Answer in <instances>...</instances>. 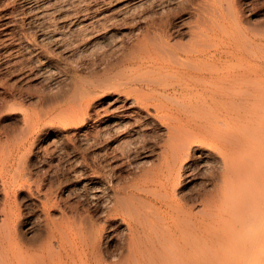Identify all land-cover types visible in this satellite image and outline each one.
<instances>
[{
    "label": "bare ground",
    "instance_id": "obj_1",
    "mask_svg": "<svg viewBox=\"0 0 264 264\" xmlns=\"http://www.w3.org/2000/svg\"><path fill=\"white\" fill-rule=\"evenodd\" d=\"M50 1H34L39 17ZM190 4L189 25L153 15L130 46L102 55L97 39H69L60 24L39 21L38 37L3 36L11 20L0 16V264L171 263L161 247H177L172 234L189 230L179 246L202 244L203 264H264V0ZM61 57L78 73L71 85L58 77ZM104 61L131 70L113 83L95 69ZM2 70L58 89H22ZM152 128L163 131L155 148L144 144ZM124 134L132 141L104 154L151 157L149 167L113 181L87 154ZM47 141L79 155L72 178L42 167ZM200 174L206 189L188 207L175 189Z\"/></svg>",
    "mask_w": 264,
    "mask_h": 264
},
{
    "label": "rangeland",
    "instance_id": "obj_2",
    "mask_svg": "<svg viewBox=\"0 0 264 264\" xmlns=\"http://www.w3.org/2000/svg\"><path fill=\"white\" fill-rule=\"evenodd\" d=\"M34 1L39 0H0V16L11 20L6 30L3 31V36L15 39L18 37H38L41 35L42 29L44 30V28L40 29L38 27L39 21L48 22L52 24V26L53 24H60L63 26L65 34L69 39H97L99 41L100 48L98 51L100 50V55L104 53L108 54L110 49L117 46L120 42H122L123 45L130 46L134 41H130V38L141 29V26L151 25L154 21L156 22L159 16L162 18H169L172 25H189L190 18L187 16V13L190 12V7L192 6V4H190L191 0H171L170 2L169 0H51L50 6L49 3L48 6L45 4V8L48 7V13L43 17H39V12L34 7ZM57 5H63V7L59 10ZM153 15H158V17H154ZM113 36L117 37L112 39ZM62 63H64L65 66H62ZM58 64L60 67L64 68V71H59L60 75L58 77H61L60 82L71 85L73 81L76 80L75 77L78 73L74 67L71 66L68 57H61V64L60 62H58ZM95 69L99 76L109 71L106 75L113 83L122 70L128 73L131 70L127 64L117 63L116 61H104L103 63L97 64ZM4 70H2V75L6 78L5 81L22 89L29 87L35 90L42 88V86L54 90L58 89V86L55 85L56 81H51L45 76L43 78H24L21 77L18 72L10 73L9 70ZM116 96V94H111V98H115ZM72 99L69 101V105H73V109H75L76 103L75 101L72 102ZM99 101L102 106L90 109L92 117H97V113L101 112V107L105 106L107 102V100L104 101V99L103 101ZM19 126H21L20 123L15 124L16 128H19ZM156 130L157 129L152 128L145 132L144 144H148V146L152 145V147L155 148L156 144L159 143L163 137L162 129ZM120 136L124 138H119V136L115 135L112 140L108 141V144H97L93 148H90L87 154L89 157L94 156L99 170L97 173L99 175H105L108 179L110 178L113 181L118 178L128 177L129 174H133V172L136 174V169H138L139 166L143 168L149 167L147 164L151 158L149 157L142 162L132 154L115 157H113L112 154L105 155V148L113 145L116 141L120 144L123 142L129 144L132 141L125 134ZM116 138L120 140H116ZM40 148V151L46 154L48 158V160L43 163L42 167L48 170L50 168L57 169V174L63 171L59 177L62 175H69V177H71V174H74V171L80 168L76 163L79 155L75 151L69 150L68 147L62 145L61 147H56L52 142L47 141L43 143ZM107 150L110 151L111 149ZM74 158L76 160H74ZM102 169L104 172L101 171ZM46 177H48V174H46L43 179ZM78 181L81 182V179L78 178ZM87 196L89 197V195L82 196V199L84 198L82 204L84 208L86 206L85 204H87L86 208L91 204L89 208L93 209L92 198H88Z\"/></svg>",
    "mask_w": 264,
    "mask_h": 264
},
{
    "label": "crops",
    "instance_id": "obj_3",
    "mask_svg": "<svg viewBox=\"0 0 264 264\" xmlns=\"http://www.w3.org/2000/svg\"><path fill=\"white\" fill-rule=\"evenodd\" d=\"M207 185V180L205 175L203 176L200 174V176L192 181H189L188 179H182L179 185L175 189V193L177 197H180V199L187 203L188 207L191 205H195L196 203L200 202V199L202 198V194L205 191V187ZM186 222L190 223V218H186ZM231 224H234V222L231 221ZM236 230V228H235ZM235 231L231 233V236L228 240V243L230 244L231 248L233 245V235ZM192 235L190 234V230L188 232L178 234V233H173L171 236V240L173 243H178L177 247H172L171 248H164L161 247V252L163 253L164 257L169 261H172L171 263H163V264H186L183 260V256L185 254L188 256V258L192 257H197L200 261L198 264H203V259L205 258V251L207 249L200 244V246L196 248H191L190 244L188 245H180L179 244L183 240H190V237ZM236 236V234H235Z\"/></svg>",
    "mask_w": 264,
    "mask_h": 264
}]
</instances>
